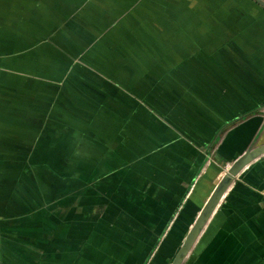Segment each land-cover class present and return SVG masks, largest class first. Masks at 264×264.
<instances>
[{
    "label": "crops",
    "instance_id": "0c3cea01",
    "mask_svg": "<svg viewBox=\"0 0 264 264\" xmlns=\"http://www.w3.org/2000/svg\"><path fill=\"white\" fill-rule=\"evenodd\" d=\"M253 4L0 0V264H83L107 239L133 264L171 255L231 162L264 143ZM189 257L264 264V154Z\"/></svg>",
    "mask_w": 264,
    "mask_h": 264
},
{
    "label": "rangeland",
    "instance_id": "374dc122",
    "mask_svg": "<svg viewBox=\"0 0 264 264\" xmlns=\"http://www.w3.org/2000/svg\"><path fill=\"white\" fill-rule=\"evenodd\" d=\"M250 1L254 3L252 6H255V7H258L260 9L264 10V6L262 5V4H264V0H259L262 2V4H261V2H259L257 0H250ZM228 167H227V169H228ZM236 176L237 175L232 177V179L229 180L228 185L223 190H221L220 194L218 195L217 200H219L221 198V196L224 193V191L226 190V188L233 183V180L236 178ZM93 198H95V197H93ZM90 200H93V199H90ZM125 200L127 201V204H128L129 199L127 196L125 197ZM190 227H191V225L186 229L187 232L190 229ZM194 241H195V239H194ZM194 241L191 242V244L188 246L185 254L180 258L179 264H187V262L190 258L189 255H190L191 250L193 248ZM182 242H183V239L179 242H165L164 243L163 249H165L166 252H172V250H173V252L171 253L170 256H167V255L155 256V255H153V256H149V257L141 259V262L139 261V258H137V262H139V264H170L175 253L180 248ZM98 243L100 245L102 244L104 251L103 250L99 251V250L93 249V247H94V245H93V247H90V249H89L88 257L82 258L83 264H86V260H87V264H133L132 263L133 258L132 257L129 258L128 256H125L123 253L124 252L123 250H121V252L119 251L120 253L118 255V250H117L118 246H117V244H115V242L112 243L111 241H109L107 239L105 241L98 240ZM95 244L97 245V243H95ZM114 245H116L117 247L113 248ZM156 245H157V242L155 241L154 245H153V249H155L157 247ZM101 252H104L105 255H101L102 254ZM114 254H115V256H114ZM79 261H80V258H79Z\"/></svg>",
    "mask_w": 264,
    "mask_h": 264
},
{
    "label": "water",
    "instance_id": "95a60500",
    "mask_svg": "<svg viewBox=\"0 0 264 264\" xmlns=\"http://www.w3.org/2000/svg\"><path fill=\"white\" fill-rule=\"evenodd\" d=\"M262 5L264 6V4ZM262 154H264V143L259 145H254V143H250L247 148L231 162L228 169L223 174L222 178L217 184L216 188L212 192L211 196L203 205L195 221L186 233L180 248L175 253L170 264H179L180 258L185 254L188 246L191 244V242L194 241L196 236L199 234L205 220L210 215L217 201L218 195L220 194L221 190H223L228 185L229 180L232 179V177H234L235 175H237L238 172L242 170V168H244L247 164H249L254 158Z\"/></svg>",
    "mask_w": 264,
    "mask_h": 264
}]
</instances>
